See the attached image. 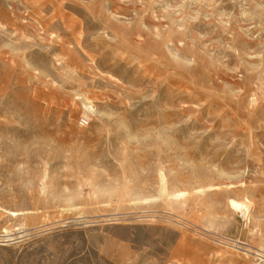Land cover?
<instances>
[{"label": "rangeland", "instance_id": "1", "mask_svg": "<svg viewBox=\"0 0 264 264\" xmlns=\"http://www.w3.org/2000/svg\"><path fill=\"white\" fill-rule=\"evenodd\" d=\"M263 253L264 0H0V264Z\"/></svg>", "mask_w": 264, "mask_h": 264}, {"label": "built area", "instance_id": "2", "mask_svg": "<svg viewBox=\"0 0 264 264\" xmlns=\"http://www.w3.org/2000/svg\"><path fill=\"white\" fill-rule=\"evenodd\" d=\"M77 124L80 127H86L88 125V122H87V120L85 118H80L78 120V123Z\"/></svg>", "mask_w": 264, "mask_h": 264}, {"label": "bare ground", "instance_id": "3", "mask_svg": "<svg viewBox=\"0 0 264 264\" xmlns=\"http://www.w3.org/2000/svg\"><path fill=\"white\" fill-rule=\"evenodd\" d=\"M237 205V204H236ZM232 206H233V203H232ZM234 207V206H233ZM244 208H245V210L247 209V207L246 206H243ZM2 242V241H1ZM4 242V241H3ZM246 252L248 253L249 252V250H246ZM259 252H261L262 253V251H259ZM259 258H263L262 256H260L259 254H256ZM263 255H264V253H263Z\"/></svg>", "mask_w": 264, "mask_h": 264}]
</instances>
